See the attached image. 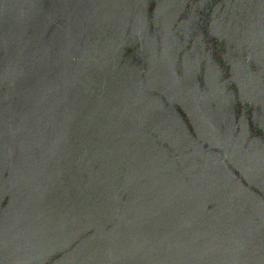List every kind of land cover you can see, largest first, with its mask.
Segmentation results:
<instances>
[{"label": "water", "instance_id": "water-1", "mask_svg": "<svg viewBox=\"0 0 264 264\" xmlns=\"http://www.w3.org/2000/svg\"><path fill=\"white\" fill-rule=\"evenodd\" d=\"M0 264H264V0H0Z\"/></svg>", "mask_w": 264, "mask_h": 264}]
</instances>
